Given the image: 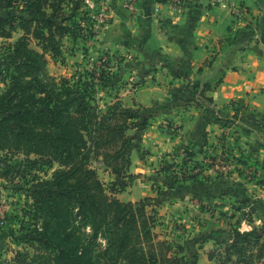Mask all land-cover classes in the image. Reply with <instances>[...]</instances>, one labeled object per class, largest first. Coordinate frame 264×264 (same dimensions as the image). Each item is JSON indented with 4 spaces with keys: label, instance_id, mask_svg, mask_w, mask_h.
Segmentation results:
<instances>
[{
    "label": "trees",
    "instance_id": "1",
    "mask_svg": "<svg viewBox=\"0 0 264 264\" xmlns=\"http://www.w3.org/2000/svg\"><path fill=\"white\" fill-rule=\"evenodd\" d=\"M15 0H0L12 7ZM30 16H0V36L10 37L18 26L24 34L13 44L18 60L5 89L0 91V150L7 154L23 152L32 170L40 161L56 170L49 178L37 176L32 186V207L37 217L43 218L36 228L39 244H53L58 249L49 254L18 252L19 264H197L186 253L187 248L168 239H160L155 228L160 214L148 211L142 202L123 201L117 197L125 191L109 186L101 180L97 160L110 169L109 174L125 178L130 165L128 158L133 138L128 131L140 123L137 110L123 106L120 99L101 108L96 97V80L108 82L104 70L87 71L84 78L57 77L48 72L47 54L61 53L62 38L80 27L84 37H94V26L86 25L91 17L85 0H22ZM81 21L84 23L82 26ZM88 28L90 29L88 31ZM88 31V35L85 34ZM36 41L39 49L30 46ZM105 63V62H103ZM108 64V63H106ZM188 156L183 180L198 179L203 173L188 172V160L195 153L184 149ZM37 158L31 159V156ZM190 161V162H192ZM7 168V165H3ZM170 166L164 167L168 171ZM187 169V170H186ZM208 176H204V178ZM208 181L207 179H204ZM80 218L90 229V238L103 236L106 246L94 259L92 243L83 244L79 227L73 226ZM54 221V222H53ZM54 223V227L52 226ZM264 231L254 228L242 232L236 228L231 242L224 248L208 252L210 261L218 264H264ZM42 239V240H41ZM45 241H44V240ZM256 248V249H254ZM39 250V248H37ZM39 258V259H38ZM30 259V261H28Z\"/></svg>",
    "mask_w": 264,
    "mask_h": 264
},
{
    "label": "crops",
    "instance_id": "2",
    "mask_svg": "<svg viewBox=\"0 0 264 264\" xmlns=\"http://www.w3.org/2000/svg\"><path fill=\"white\" fill-rule=\"evenodd\" d=\"M228 1L241 7L242 17L208 0H186L181 11L169 0H109L111 22L97 33L94 44L113 59L116 73L110 82L117 85L118 99L155 115L137 129L139 143L131 152L136 180L154 176L153 184L169 174L155 172L163 155L175 150L176 157H183L188 148L199 162L211 151H228L233 163L227 178L204 181V173L198 179L176 177L180 200L223 203L217 208L229 210V221L245 214L239 218V230L264 231V0ZM170 125L176 127L175 134L169 132ZM248 165L256 176L246 179L241 166ZM226 179L232 180L224 191ZM235 187L242 192L239 212L230 199ZM123 193L117 197L137 201L122 198ZM195 205L189 210L200 217L213 212ZM214 244L210 238L198 255L200 261L208 259Z\"/></svg>",
    "mask_w": 264,
    "mask_h": 264
},
{
    "label": "rangeland",
    "instance_id": "3",
    "mask_svg": "<svg viewBox=\"0 0 264 264\" xmlns=\"http://www.w3.org/2000/svg\"><path fill=\"white\" fill-rule=\"evenodd\" d=\"M24 5L25 4L22 0H15L12 7L5 5L0 9V16H13L15 18L20 16H30V11L25 10ZM94 7V9L89 7L85 9L86 12H88L87 14L91 17L90 21L87 22L86 25L91 24L94 26V32H96L95 36L88 38L84 37L82 35L84 27L82 30L80 27L74 28V30L67 33L62 38L61 53L58 56L47 54V68L51 75L57 77L75 76L74 80L84 78L88 70H96L98 75L103 69L105 71V76L108 77V82L102 83L101 81L96 80L95 88L96 97L99 98V104L101 108L106 110L107 104L114 103L117 98H119V92L116 88L117 85L114 86L113 83L110 82L116 73V69H112L115 67V65L112 67L113 59L110 58L109 53L98 52L95 48V37L104 26L100 27L103 23L101 21L98 22L96 19L97 11L99 10L98 8L101 7V4L97 3ZM109 10L111 12V9ZM109 19L111 22L112 17L110 16ZM14 20L17 28L12 31L11 36L8 38L0 36V91L5 89V85L9 81V76L14 72V66H16V63L18 62V60L14 57V47L12 46L24 34L23 30L18 26V19ZM81 23L83 26L86 22L83 23L81 21ZM89 30L90 29L88 28V31ZM88 31H85L86 35H88ZM30 46L34 49H39L35 40L31 41ZM102 59L106 61H102ZM121 102L123 106L137 110L140 123L143 122L144 118H148V124H150L155 118L153 111L150 109L141 106H129L122 100ZM142 126L143 125L141 124L136 128H133L136 130L135 132L130 133L132 129L128 131L130 136L133 138V145L130 148L128 155L130 165L126 171L130 175H127L122 179H116V177L110 176V169H108L104 164H101L99 161L92 160L91 165L97 168L99 177L109 186V188L112 181L118 182L116 185V188L118 189L121 187L123 188V184H126L125 192H122V198H133L138 202L145 203L148 211L154 210L161 215L155 228V232L158 233L160 239H168L175 243L183 244L187 248L186 253L191 261H193L195 259L194 257L197 255V264H218V259H215V261H208L207 259L202 262L199 260L198 255L201 253V250L205 247L206 243L209 242L210 238L215 240V244L212 249L224 248V242H231L234 230L240 226L239 223L241 220H239V218L245 214L237 215V219H231V221H229V210L226 209L225 206H223V208L221 207L220 210L217 208L219 205H224L223 203H210L205 205L197 198H191L189 203H183V200H180L183 193L180 189H176L177 185L175 186V181H178L176 180V177L181 176V170L185 169V160L188 159V156L182 153L183 157H176L178 155L177 150L167 156L163 155L165 158L159 164L158 171L155 172L161 176L159 172L163 171L162 169L164 167L170 166L168 171H165L169 174H165L164 177H161L160 180L157 179V182H154L153 184H150V181L154 180V176H150L149 179L147 176H144V178L136 180V176H138L137 173H134V171L131 172V164L133 163L131 152L137 146L136 143H139L140 135H138L137 129H140ZM168 127L169 132L173 134L176 133L175 126L170 125ZM146 153H148V151L147 149H144L143 154L145 155ZM212 154H216L220 157L221 155H229V152L220 151L219 153H214L211 151L204 155L201 161L204 162L205 159ZM30 158L33 160L37 157L32 155ZM138 159L142 160L140 154ZM230 160L229 168L231 170L233 160L231 158ZM190 161L192 160L190 159L186 163L187 168L196 167V162ZM42 163L43 162L40 161L35 167H33L32 170H29V166L31 164L23 152H19L17 154H7L6 151L0 150V264H19L16 260L18 252H22L24 254H28L29 257H33L35 254H49L50 251L53 252L58 249V247L53 244L43 245L39 244L37 241L41 237L37 234L36 228L41 226L44 220L34 214L32 207V186L34 182H36L37 176H46L49 178L57 168L56 164L53 168H50L44 166ZM4 164L7 165V168L3 167ZM251 166L252 165L241 166L246 179L256 176L255 172H251ZM202 172H204L202 179L204 180L208 178V181L210 182L222 176L223 178H227L226 176H228V174H226L228 171H215L209 167H203ZM204 176L208 177L204 178ZM227 180L230 179L223 181L225 183V187H223L224 191H227V186H229L227 182H230L232 179L230 181ZM219 182H221V185L219 186H222L221 179ZM231 186H235V184ZM235 188L237 189V193L230 199L234 198L231 205L233 210L239 212L240 209H242V192H240L239 187ZM151 190L153 191V195H149ZM191 201H193L192 205ZM176 203H178V206L175 205ZM195 204L200 205L198 209L212 210L213 212H216V215H212V212L210 213V217L209 215L207 217H200L198 215L200 214L199 212L197 213L195 210H189V207ZM82 222L83 221L80 218L76 217L74 218L72 225L79 227V231L82 233L84 231L87 233V237L86 234H80L81 241L83 244H86L87 241L93 242L92 248L94 259L100 263L101 259L98 254L106 246V240L103 236L91 239L89 227L86 228V225L82 224ZM52 224L54 227V223ZM241 228H246V226L243 225ZM249 230L252 231L253 229ZM37 248H39V250H37ZM28 261H30V259H28ZM253 264H259V261H256Z\"/></svg>",
    "mask_w": 264,
    "mask_h": 264
},
{
    "label": "built area",
    "instance_id": "4",
    "mask_svg": "<svg viewBox=\"0 0 264 264\" xmlns=\"http://www.w3.org/2000/svg\"><path fill=\"white\" fill-rule=\"evenodd\" d=\"M185 1L186 0H169V3L171 5V7L177 11H181L184 6H185ZM87 6L91 9H94L95 7V4L97 3H100L101 4V7H99L98 11H97V16H96V19L97 21H101L103 23V25H100V27H103L107 24L110 23V16L112 17V14L110 12V6H109V0H85ZM208 2L211 4V5H214V6H222V7H229L231 8L232 12H233V15L236 17V18H240L242 17L243 15V11L241 9L240 6H231V4L229 3L228 0H208ZM102 61H106L104 59H102ZM230 157L229 155L225 156V155H221L220 157L218 155H209L208 158L205 159V161H201L200 162V166L201 168L199 169H194V170H191V168H188V172L189 173H193V172H198L200 171L201 169L203 170V167H209V168H212V170H220L222 172L224 171H228L229 170V165H230ZM251 172H255L254 171V168L251 167ZM202 170L200 172H202ZM204 173V172H202ZM251 173V174H252ZM208 175V174H206Z\"/></svg>",
    "mask_w": 264,
    "mask_h": 264
}]
</instances>
